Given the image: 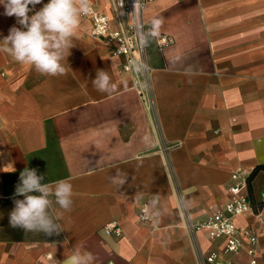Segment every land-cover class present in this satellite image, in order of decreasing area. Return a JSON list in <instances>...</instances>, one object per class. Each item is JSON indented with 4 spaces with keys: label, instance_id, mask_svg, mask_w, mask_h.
Masks as SVG:
<instances>
[{
    "label": "crops",
    "instance_id": "1",
    "mask_svg": "<svg viewBox=\"0 0 264 264\" xmlns=\"http://www.w3.org/2000/svg\"><path fill=\"white\" fill-rule=\"evenodd\" d=\"M95 2L122 25L114 0ZM143 21L148 87L84 17L63 75L0 52V264H72L76 248L94 264H216L212 253L249 263L246 250L226 253L225 238L194 226L226 205L234 172L264 165V0H152ZM13 26L21 27L0 5V40ZM161 35L172 44L160 48ZM97 69L109 73L111 93L93 86ZM25 167L42 183L72 184L71 211L49 209L58 234L9 224ZM263 190L264 169L249 182L254 210L237 219L258 236L262 264ZM144 205L152 223L140 221ZM110 223L121 236L107 233Z\"/></svg>",
    "mask_w": 264,
    "mask_h": 264
},
{
    "label": "clouds",
    "instance_id": "2",
    "mask_svg": "<svg viewBox=\"0 0 264 264\" xmlns=\"http://www.w3.org/2000/svg\"><path fill=\"white\" fill-rule=\"evenodd\" d=\"M42 0H0L5 14L15 16L21 27L13 26L9 34L0 40V52L9 54L21 65L33 67L37 72L57 76L65 73L63 61L75 46L72 39L77 33L81 18L93 11L92 0H48L42 8L29 15V5ZM161 21L153 22L154 33ZM93 86L101 93H111L115 84L105 69H97ZM44 177L36 169L25 167L20 172V183L16 186L14 207L9 212V224L25 231H38L47 235L59 233L57 223L49 214L53 202L63 212L73 206L72 184L58 180L53 184L42 183ZM112 182L123 185L125 180L112 177ZM54 198V200H53ZM155 203V201L153 202ZM58 212L57 216H62ZM72 264H94L90 252L76 248L72 253Z\"/></svg>",
    "mask_w": 264,
    "mask_h": 264
},
{
    "label": "built area",
    "instance_id": "3",
    "mask_svg": "<svg viewBox=\"0 0 264 264\" xmlns=\"http://www.w3.org/2000/svg\"><path fill=\"white\" fill-rule=\"evenodd\" d=\"M96 0H92L93 11L91 14L83 16L92 23V35L101 38L111 47L114 55L124 58L123 69L136 75L138 78L144 77V84L148 87V76L151 66L147 60V47L144 39V10L152 0H114L117 15L123 22L119 27H112L108 14L100 10L96 5ZM48 0H42L35 6L29 5L34 14L42 8ZM173 39L168 35H161L157 42L160 48H165L172 44ZM144 100L151 103L149 89H140ZM229 200L226 205L215 211L204 222L194 226L195 231L205 230L209 238H225V252L238 254L246 250L249 255L248 264H262L258 254V236L252 229L240 228L237 219L247 212L254 210L249 194L248 176L242 172H234L228 187ZM260 205H264V190L261 193ZM139 218L143 223H152L154 217L149 206L144 205L139 210ZM109 234L122 235V229L116 223L106 226ZM208 261L216 264H223L218 260L217 253H212Z\"/></svg>",
    "mask_w": 264,
    "mask_h": 264
},
{
    "label": "trees",
    "instance_id": "4",
    "mask_svg": "<svg viewBox=\"0 0 264 264\" xmlns=\"http://www.w3.org/2000/svg\"><path fill=\"white\" fill-rule=\"evenodd\" d=\"M262 169H264V165H261V166L256 167L255 170L252 172V174H250V175L248 176V180H249V182H251V179H252L253 177H255V175H256L260 170H262ZM260 206L262 207V205H260Z\"/></svg>",
    "mask_w": 264,
    "mask_h": 264
}]
</instances>
